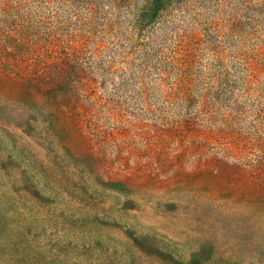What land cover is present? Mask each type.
<instances>
[{
  "label": "rangeland",
  "instance_id": "1",
  "mask_svg": "<svg viewBox=\"0 0 264 264\" xmlns=\"http://www.w3.org/2000/svg\"><path fill=\"white\" fill-rule=\"evenodd\" d=\"M0 264H264V0H0Z\"/></svg>",
  "mask_w": 264,
  "mask_h": 264
}]
</instances>
